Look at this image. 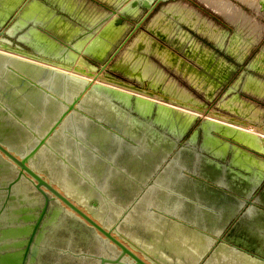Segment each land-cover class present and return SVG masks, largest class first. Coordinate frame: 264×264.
Wrapping results in <instances>:
<instances>
[{
	"label": "water",
	"instance_id": "obj_1",
	"mask_svg": "<svg viewBox=\"0 0 264 264\" xmlns=\"http://www.w3.org/2000/svg\"><path fill=\"white\" fill-rule=\"evenodd\" d=\"M31 1L0 25V264H146L135 253L150 264H264L261 172L240 154L228 160L210 132L201 145L199 131L185 140L190 119L172 109L58 71L75 66L69 48L13 40L10 24ZM117 1L118 19L102 24L126 19L128 0ZM169 1H131L147 13L85 74L108 72Z\"/></svg>",
	"mask_w": 264,
	"mask_h": 264
},
{
	"label": "rangeland",
	"instance_id": "obj_2",
	"mask_svg": "<svg viewBox=\"0 0 264 264\" xmlns=\"http://www.w3.org/2000/svg\"><path fill=\"white\" fill-rule=\"evenodd\" d=\"M26 1L0 0V25L5 27ZM215 1L175 0L160 3L116 56L108 68L107 75L127 84L144 87L147 84L154 91L167 96L168 99L164 100L163 97L146 92L140 95L149 101L174 109L176 111H172L190 119L189 122L182 123L186 129L185 140L199 131L198 143L201 145L204 141L203 133L207 131L215 138L213 143L225 149L227 159L240 154L241 157H238L247 166L261 172L263 188L264 168L261 165L264 163V144L254 143L253 138L250 137H255L254 134L258 137V133L264 134L260 129H264V103L254 104L244 96L255 97L252 89L248 87L249 83L256 81L264 84V16L245 7L241 9L238 7L241 5L234 0H232L234 4L229 0H222L231 2L233 6L238 5L234 8L243 11L241 13L245 14L246 20H250L247 21L248 23L253 22L251 24L253 29L251 26V29L240 27L242 30H239L238 24H235L230 16L216 9ZM13 3H15L14 6ZM125 6L126 19L116 25L117 27L111 25L115 29H123L119 40L114 42L105 40L104 32L110 27V22L106 25L102 22L107 17L113 21L118 19L119 16L113 14V11L119 7L117 0H32L26 11L12 21L10 28L14 30L13 40L15 41L20 42L21 38H27L30 35H35L34 38H37L36 35H38L40 40L44 39L57 44L60 49L69 48L70 56L75 57L77 61L81 60V63L75 61L77 64L75 68L80 65L89 67L85 63L87 61L95 68V71H98L99 66L116 51L147 13L140 8L130 9L129 3ZM257 29L259 31H256ZM212 34L215 38H211ZM104 41L107 47L103 45ZM138 43H140L139 46ZM78 44L83 45L80 47ZM71 47L79 48L83 56L76 54ZM104 48L105 51H103ZM195 48L202 50L204 55L213 53L216 71L212 76L210 71L213 69L208 68L206 61L202 64L195 61L196 57L192 56V50L194 51ZM86 51H89L88 54L85 53ZM131 53H135V58L139 57L140 65L132 69L133 74L127 75L121 70L122 62L130 57ZM80 57H83L85 61ZM180 65L184 67L181 68ZM211 81L215 82V89ZM211 91L212 97L208 98L207 95ZM241 102L254 106L256 114L254 118L250 119V115L243 113L245 107ZM197 103L221 116L216 118V115L208 113V116L211 114L213 118L207 117V113L198 110ZM187 107L190 108L187 109ZM260 107H263L262 110ZM222 119L226 122L224 123ZM211 120L227 127L224 131L219 128L213 131L209 129ZM251 122L255 126L249 125Z\"/></svg>",
	"mask_w": 264,
	"mask_h": 264
},
{
	"label": "bare ground",
	"instance_id": "obj_3",
	"mask_svg": "<svg viewBox=\"0 0 264 264\" xmlns=\"http://www.w3.org/2000/svg\"><path fill=\"white\" fill-rule=\"evenodd\" d=\"M131 1H133V0H128V2H126V3H124L123 5H124V7H126L125 5H127L128 3H130ZM209 1H211V0H209ZM226 1V0H225ZM229 1H231L233 4H234V1L235 2H237V3H239L241 6H238V5H234V6H238V7H240L241 9H242V7H245V8H247V9H249V10H251L252 12H254V13H259L260 15H262V16H264V13H262L261 12V10H260V5H259V3H260V1H264V0H234V1H232V0H229ZM239 1V2H238ZM228 2V1H227ZM227 2H224V1H222V0H216L215 1V7H216V9H218V10H220V11H222L223 12V14H226L227 16H230V18L234 21V23L235 24H238V26H239V30H242L241 28H246V29H251L250 27L252 26L251 24L253 23H248L247 21H250V20H246V17L244 16L245 14H243V13H241V12H243V11H240V10H237V9H235L234 8V6L232 5V4H230L231 2H229V3H227ZM241 2H243V3H245V4H247V5H249L251 8H255V9H257V7H258V9L257 10H253V9H251V8H249V6H247V5H245V4H243V3H241ZM206 5V4H205ZM257 5V6H256ZM208 6V5H207ZM256 6V7H255ZM186 7V6H185ZM239 8V9H240ZM214 10V9H213ZM219 14H220V12H219ZM222 14V13H221ZM224 16V15H223ZM253 17V16H252ZM255 18V17H254ZM249 19V18H248ZM111 21H113V19L111 20ZM190 21V20H189ZM106 24H108V23H104V25H106ZM193 24V23H192ZM255 24V23H254ZM253 24V25H254ZM256 25V24H255ZM254 25V26H255ZM258 25V24H257ZM260 26V25H259ZM258 26V27H259ZM241 27V28H240ZM257 27V26H256ZM257 27V28H258ZM261 28V27H260ZM259 28V29H260ZM252 29H253V26H252ZM256 29V28H255ZM262 30V29H261ZM122 31H123V29H115L113 26L112 27H110V28H107L106 30H105V40L108 42H114V41H117V40H119V38H120V36L122 35ZM256 31H259L258 29L256 30ZM264 31V30H263ZM253 32H254V30H253ZM261 32V31H260ZM252 33V32H251ZM256 33V32H255ZM255 33H253V35L255 34ZM70 34V33H69ZM262 34V33H261ZM258 35H259V32H258ZM256 36H257V33H256ZM264 36V35H263ZM261 38V37H260ZM82 43V42H81ZM143 44H144V42H142ZM147 44V43H146ZM83 45V44H82ZM140 45V43H138V46ZM163 45V44H162ZM147 46V45H146ZM103 48V47H102ZM146 48V47H145ZM141 49V48H140ZM136 51V50H135ZM143 51H144V49H143ZM146 51V50H145ZM0 52H4V51H2L1 49H0ZM148 52H149V50H148ZM140 53H142L141 51H140ZM135 56V53H131L130 54V57H128L127 59H124V61L122 62V68H121V70L125 73V74H127V75H130V74H133L131 71H132V69H134V68H137V67H139V65H140V63L138 62V58H135L134 57ZM144 56V55H143ZM169 56H170V54H169ZM17 57H20L21 59H24V60H28V61H32L33 62V60H29V59H27L26 57H21V56H17ZM141 57V56H140ZM80 58H82V57H80ZM146 58V57H145ZM142 59H144V58H142ZM166 59V58H165ZM169 58H167V61L169 62V60H168ZM142 61V60H141ZM35 62V61H34ZM143 62V61H142ZM37 63V62H36ZM38 64H40V65H43V66H46V67H50V68H52L53 66H51V65H49V64H44V63H40V62H38ZM199 64H202V63H199ZM77 64H75V66H76ZM112 65V64H111ZM110 65V66H111ZM75 66L73 67V69L75 68ZM109 66V67H110ZM56 69L58 70V71H61V72H65V73H68L69 75H72V76H75V77H78V78H81V79H84V80H86V81H88V82H92V83H94L95 85H99V86H102V87H106V88H108V89H112V90H115V91H118V92H120V93H124V94H126V95H129V96H133V97H136V98H139V99H142V100H145V101H148V102H151V103H155V102H152V101H149V100H147V98L145 99V98H142L140 95H141V93L142 92H146L147 94H150V95H155V96H160V97H163V99L164 100H167L168 99V97L167 96H165V95H163L161 92H159V91H154L153 89H151L150 87H148L147 86V84H145V86L146 87H144V86H137V87H134V86H130L131 84H127L126 82H124V83H126V85H120L118 82H116V81H114V80H111V76H109V75H107V72H104L103 74H101V76H99L97 79H94L92 76H89V75H87V74H85V73H92V75H95L96 74V71H95V68L94 67H92V66H90V67H85V66H82V65H80V66H77L76 67V69L75 70H65V69H63V68H61V67H56ZM126 72H125V71ZM90 71V72H89ZM121 71V72H122ZM128 73H130V74H128ZM134 74H136V73H134ZM210 75V74H209ZM132 77H134V75H131ZM210 76H212V75H210ZM212 82V87H213V89H215V82H213V81H211ZM250 87H251V85H249ZM213 91V90H212ZM209 92L208 93V95H207V97L208 98H210V97H212V94H213V92ZM137 95V96H136ZM183 99V98H182ZM184 101V100H183ZM182 101V102H183ZM186 102H188V101H186ZM185 102V103H186ZM155 104H158V103H155ZM181 104V103H180ZM191 104V103H190ZM158 105H160V104H158ZM160 106H163V105H160ZM186 106H189V105H186ZM163 107H166V106H163ZM183 107H185V106H183ZM197 108H198V110H200L201 112H205V113H207V117H209V118H211L212 117V115H216V118H217V116H221V114H216L215 112H212L211 110H209V109H207L205 106H203V105H199L198 103H197V106H196ZM166 108H169V107H166ZM186 108V107H185ZM190 108V107H189ZM188 107H187V109H189ZM169 109H171V108H169ZM172 110H174V109H172ZM174 111H176V110H174ZM187 111V110H186ZM177 112H179V111H177ZM189 113V112H188ZM208 113H212V115L210 114L209 116H208ZM185 114V113H184ZM188 115V114H187ZM189 116H191V115H189ZM192 117H195V116H192ZM209 118H206V119H209ZM213 118V117H212ZM214 120V119H213ZM213 120H211L210 122H212ZM217 121H218V119H216ZM223 120V119H222ZM221 120V121H222ZM224 121V120H223ZM222 121V122H223ZM215 122V121H214ZM214 122H212V123H214ZM220 122V121H219ZM226 121H224V123H225ZM217 123V122H216ZM239 123V122H238ZM217 124H219V123H217ZM227 124V123H226ZM229 124V123H228ZM243 124V123H242ZM231 125V124H230ZM243 125H246V124H243ZM248 125V124H247ZM249 125H253V126H255L254 124H253V122H251ZM225 126V125H224ZM227 127V126H226ZM233 127V126H232ZM235 127V126H234ZM240 127V126H239ZM230 128V127H229ZM241 128V127H240ZM253 128V127H252ZM251 128V129H252ZM260 128V127H259ZM258 128V129H259ZM263 132H264V129L263 128H260ZM236 130V129H235ZM239 131V130H238ZM248 131V130H247ZM241 132H243V131H241ZM255 132V131H254ZM245 133V132H244ZM247 134V133H246ZM252 134V133H251ZM248 135H250V134H248ZM258 135L262 138H259V136L257 137V135H255L254 134V136L255 137H257L259 140L261 139V140H264V134H262V133H258ZM261 167L262 168H264V163H262V165H261ZM258 169H260V170H262L261 168H259L258 167ZM257 170V169H256ZM257 173H259L258 171H257ZM55 189H57L56 187H55ZM58 190V189H57ZM74 205L76 206V207H78L77 206V204H75L74 203ZM67 208V207H66ZM80 208V207H79ZM68 209V208H67ZM82 211H84L82 208H80ZM84 213H85V211H84ZM123 243V242H122ZM126 247H127V245L125 244V243H123ZM141 260H143L146 264H150V263H148V262H146L145 260H144V258H143V256L140 254V253H135ZM142 258H141V257Z\"/></svg>",
	"mask_w": 264,
	"mask_h": 264
},
{
	"label": "crops",
	"instance_id": "obj_4",
	"mask_svg": "<svg viewBox=\"0 0 264 264\" xmlns=\"http://www.w3.org/2000/svg\"><path fill=\"white\" fill-rule=\"evenodd\" d=\"M64 30H65V28H64V26L62 27ZM263 37V36H262ZM261 37V38H262ZM211 38H215L214 37V34H212L211 35ZM198 46V45H197ZM197 51V52H196ZM192 53H193V57H196V59H195V61L196 62H198V63H203L204 61H206L207 62V66H208V68L209 67H212V71H210V74L211 75H213V73H215V66H214V64L213 63H215V57H214V55H213V53H211L210 55H209V53H206L205 55L202 53V50H200L199 51V48L198 49H196L195 48V50L193 51L192 50ZM209 63H211V64H209ZM180 67L181 68H183L184 67V65H180ZM219 68V67H218ZM214 71V72H213ZM225 71V70H224ZM264 73V72H263ZM224 74V73H223ZM219 75V74H218ZM225 75V74H224ZM223 75V76H224ZM198 76V75H197ZM249 85H251V87L249 86ZM249 85H248V87L249 88H251L252 89V91L254 92V94H255V97H250L249 95H245L244 97H246V98H248V99H250V102H253L254 104H258V102H263L264 103V84H262V83H258V82H251V83H249ZM257 97V98H256ZM242 103V102H241ZM240 103V104H241ZM243 104V106L245 107V110L243 111V113H247L248 114V116L250 115L251 117H250V119H252V118H254V116L256 115L255 113H254V106L253 105H251V104H246V103H242ZM262 104V103H261ZM261 108V110H262V108L263 107H260ZM246 114V115H247Z\"/></svg>",
	"mask_w": 264,
	"mask_h": 264
}]
</instances>
